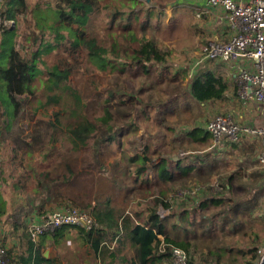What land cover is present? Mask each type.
<instances>
[{
  "label": "trees",
  "instance_id": "1",
  "mask_svg": "<svg viewBox=\"0 0 264 264\" xmlns=\"http://www.w3.org/2000/svg\"><path fill=\"white\" fill-rule=\"evenodd\" d=\"M6 5V10L0 11L2 21L13 18L16 20L17 14L25 12L27 1L7 0ZM57 7L62 20H68V24H71L78 18L84 29L58 26L56 27L57 31L53 34L55 35L54 39L57 40H53L55 43L51 44L55 48H60L62 43L59 40L64 38L67 43H70L66 49L70 47L85 48L88 57L95 59L100 69L109 70L111 73L116 71L112 80L117 79V73L120 74L124 71L128 73L124 74V80L128 79V82L114 87L109 86L106 90L108 97L104 90H101L98 115L87 117L81 115L78 109H74L73 112L77 120L67 129V133L71 132L67 137L71 144H68L67 147L75 153V157L65 159L62 168L55 172L48 168L41 173L43 178L38 177L39 184L34 187L36 195L29 197L31 199L29 204L43 207V204L50 200L53 194L60 192L61 186L66 187L68 194H65V197L69 202H72L71 205L92 213L98 219L100 227L86 230L81 226L63 225L51 232L52 238L55 240L70 229H77L78 235L92 248L94 259L99 264H163L166 259L171 257L170 249L173 246L194 253L190 239L194 237L192 232L197 229V222L200 225L202 222L193 220L192 214L200 212L202 220L205 215L202 209L209 207L211 202L219 203L222 191L203 198L199 202L200 204L198 203L200 208L197 207L198 204H187L180 210L172 209L170 214L162 216L160 207H170V195L175 188L185 187L192 180L202 177L203 172L213 171L204 163V160L207 164L210 162L209 155L211 153L189 155L196 142L205 143L213 137L202 126H193L185 130L179 137L171 134L173 140L174 138L179 139L181 142L179 145L183 143L182 147L186 151L189 150V152L184 151L186 152L184 155L177 157L178 155L173 153L175 145L169 142L166 144L168 131H175L174 124L168 122L166 115L168 110H171L169 107L172 103L184 96L192 97L193 101H189L187 104L192 103L191 107L195 105L194 107L199 110L204 103L224 99L230 86L224 77L218 74L220 67L218 72H213L208 67L204 68V65L203 68L199 66L200 70L193 69L194 75L190 76L187 87H183L176 80L175 74L166 76L169 75L167 72L176 63L172 49L154 33L148 37L146 34H142V28L138 26V23H132L130 15L124 19L123 8L116 7L113 12L114 7L109 8L107 4H101L100 0H57ZM102 8L106 10L107 17L103 18L104 22L99 20V23L103 22L101 25L105 28L97 30L95 22L101 16ZM132 13L139 20L138 14ZM117 17H119L118 20H116ZM111 20L116 23L119 21L120 24L112 29L111 25L106 26V22ZM8 27L10 29H6L12 33L11 41L5 44L4 39L0 46V83L5 82L6 90L15 104V112L17 111L18 114L26 100L36 96L39 88L35 87V83L42 73L45 75L41 78L47 76V72L38 69L36 57L30 60L23 51L16 48L14 45L16 29ZM62 28L69 29V32L60 31ZM33 34V41L40 48L48 42L43 33L33 31ZM39 41L41 42L38 43ZM3 49L8 51V56L5 57L8 59V65L1 62ZM69 72V68L61 71L54 67V70L48 73L52 76L49 82L55 88H65L64 83ZM66 90L68 91V89ZM25 93H27V97L23 96ZM93 94L95 95V93ZM61 98L60 94L55 93L50 95L48 100L58 102ZM75 98V104L79 106L78 102L80 101L76 96ZM128 103L135 106L134 110L141 108V111L136 113L134 121H129L128 113L123 111ZM113 106H117V108L113 109ZM187 108L188 106L183 107L186 110ZM152 109L155 111L158 122L150 126L152 122L149 117L152 116L150 114ZM174 111L175 108L169 112L173 113ZM4 114L5 112L0 108V116ZM56 116L57 122L60 121V112H57ZM142 116L143 119H141ZM144 119L143 125L147 129V136L144 135L139 140L138 131ZM186 119L188 118L181 120V117H177L175 122H185ZM159 123H162L165 129H162ZM54 131L51 133V137L57 133ZM185 134L189 135L190 139L182 142ZM142 145H144L143 154L139 153L142 150ZM102 148L108 151L122 148L125 152L124 155L129 152L131 156H126L127 162L123 163L122 158L115 154L114 161L106 164L105 160L103 161L99 156ZM198 152L202 151L198 150ZM132 162L136 163L134 169L130 168ZM210 164L212 168H215V160H213V164L212 162ZM110 166L120 168L125 174L127 172L136 186L133 188V192L138 189L136 199L129 205L126 198L132 185L125 180L121 182L119 173L115 169L111 170ZM106 171H109V177L104 175ZM234 174L225 179L226 183L223 181L224 187L227 184L232 186ZM83 190L88 196L95 198L100 206L104 205L103 208L88 209L89 205L82 200ZM120 192L124 194V199H120ZM43 195H46L44 203L38 204L37 202L42 199ZM221 212L223 210L218 211L216 217L221 215ZM209 216L212 223L215 214H209ZM13 224L17 225L15 219ZM201 230L202 232L207 231L208 223L202 225ZM204 234L206 235V233ZM159 235L164 236L166 251H160L162 240ZM29 240L28 256L20 254L15 257L7 250L9 261L12 264H19L20 261L29 264L32 259L35 264H54L51 260L55 259L44 257L30 234ZM257 252L258 247L253 248V258L257 257ZM210 260L209 255L205 259L203 257L201 264H210ZM196 261L197 259L194 257L189 259L190 263ZM252 261L249 264H252Z\"/></svg>",
  "mask_w": 264,
  "mask_h": 264
},
{
  "label": "rangeland",
  "instance_id": "2",
  "mask_svg": "<svg viewBox=\"0 0 264 264\" xmlns=\"http://www.w3.org/2000/svg\"><path fill=\"white\" fill-rule=\"evenodd\" d=\"M56 1L54 4V12L59 16L60 10L56 6ZM128 4L127 7L124 5L118 7H124L125 11H122V13H124V19L130 15L132 17V23L136 24L138 23V20L131 12V9L135 7L136 2L128 1ZM176 14L178 15V18L182 20V15H179V12ZM187 14L188 13L184 14L183 19L186 18ZM193 16L194 25L196 24V26H198L200 22L196 21L197 18H195V13ZM119 17H117L116 20H118ZM102 21L104 22L105 20ZM103 22L99 23L97 20L95 22V29L98 30L100 28L103 30L105 28L101 25ZM140 22L141 20H139V23ZM151 22L152 17L148 14L145 18V24L148 25ZM115 23L116 21H107L106 26L111 25V28L114 29L120 24L118 21L114 26ZM26 25L27 24L24 22H19V27L16 29L15 46L17 49L23 51L30 60H33V58L36 57L38 69L47 72V76L41 78L45 73H42L39 76L35 83V87L37 86L39 91L36 92L35 97H30L26 100L18 114L17 111L15 112V104L10 99L9 93L6 90L5 82L0 83V108L5 112L3 116H0V169H3L4 167V172L3 170L0 171V196L2 194L7 196L10 195V200L14 199V197L24 200V197H22L23 193H29L34 185L39 184L38 177H41V179L43 178L41 175L42 172L46 171L48 168L55 172L62 168L65 159H73L75 157V153L67 147L68 144H71L69 138L67 139L68 133L71 132L68 131L67 133V129L77 120V117L73 112L74 109H78V112L81 115L94 117L98 115L100 102L99 93H101V90L103 89L106 97H108L106 90L109 86L114 87L128 82V79L124 80V74H128L124 71L120 74L117 73V79L112 80L111 78H114L116 71L111 73L109 70L100 69L98 64H96L95 59L88 57L85 48L80 47L74 49L70 47L66 49L70 43H67L64 38L59 40V42L62 43L60 44V48H55L51 44L55 43L53 40H57L54 39L55 35L44 37L48 42L41 46V50L39 45L34 43L33 36H30L28 32H24V29L28 30ZM3 26L4 27L2 28L4 29L9 28L7 24H3ZM181 27L180 30L173 33L171 29L168 30L166 35L168 38L164 40V43L172 49L176 60L175 65L171 67L169 72H167L169 75L166 76L168 77L175 74L178 83L183 87H187L190 76L194 75L193 68L196 61L204 56V53L207 52L209 46H205L201 49L202 42L208 39H205L207 34L203 32L204 30L186 29L183 28V24H181ZM7 29L4 37L5 44L11 41L12 35ZM40 31L42 33L45 31H51L54 33L57 30L56 27H53L51 29H41ZM60 31L68 33L69 29L62 28ZM174 33L178 35V38L175 40H173ZM40 42L41 41L38 43ZM7 56L8 51L3 49L1 62H3L4 65H8V59L5 58ZM220 62L221 61L218 59L207 58L203 67H208L209 70L218 72V63ZM54 67L61 71H64L67 68L70 69V72L65 79V88H55L53 84L49 82V79L52 76L48 73L49 71L54 70ZM198 69L200 70L199 66H196V70ZM228 72H230V67L226 64L219 68L218 74L222 75L228 82L229 86H231V83H229ZM66 89H68V91ZM55 93L60 94L62 98L58 102L48 100L49 96ZM93 93H95V95ZM23 96L27 97V93ZM75 96L80 101L78 102L79 106L75 104ZM187 98L188 97L184 96L176 99L169 107L171 110L175 108V111L170 113L169 111L171 110H168L166 115L168 122L174 124L175 127L174 132L173 130L168 131L166 144L169 142L175 145L173 153L174 155H178L177 157H179V155H184L186 152H189V150L186 151L182 147L183 143L179 145V139L176 140V138H174L173 140L172 135H177V137H179V135L185 130L190 129L193 126L204 127L210 118V114H224V109L218 108L217 110L212 111L208 104V106H202L201 110L194 107L195 105H192L193 107H191L192 103L190 105L187 103L189 101L192 102L193 98ZM185 106H188L187 110L183 109ZM133 107L135 106L132 103H128L126 109L123 108V111L128 113L129 121H134L136 113L139 110L141 111L140 107L138 108L139 110H134ZM112 108L115 109L117 106H113ZM57 112H60L61 116L60 121L58 122L56 118ZM150 114H152V116H150ZM150 114L149 120L152 122L150 126L152 124L155 125V122H158L155 116V111L152 109ZM177 117H181V120H184L185 118L188 119H186L185 122L179 123L177 121L178 123H176L175 120ZM193 117H195V119H193ZM141 119H143V116ZM143 123H145V119L142 121V126L138 131L139 140L144 137V135L147 136V129ZM258 123H260L258 124V126H260L263 122L259 120ZM166 124L169 125L168 123ZM159 125L162 129H165L162 123H159ZM53 131H57V133L54 137H51ZM251 137L253 139L247 138L258 141L261 146V151H263L264 146L261 137ZM189 139V135L185 134L182 142ZM216 146L218 145H215L214 140L209 139L205 143L196 142V148L194 147L195 149H190L192 151L189 153L190 156L198 153V155L211 153V155H209V161L213 164V160H215V168H212L210 162L207 164L206 160H204L206 167H210L213 171L210 172L208 170L203 172L202 177L192 180L188 185L190 187H194L195 184L201 186L204 185L205 191L203 193H200V191H192L188 193V201H176L179 207H173L170 211L166 210V215L170 214L172 209L180 210L187 204H198L206 196H213L222 191V194L219 196V203L211 202L209 207L207 206L202 209L205 214L202 220L200 212H194L192 214L193 220L200 221V223L202 222L201 224L203 226L208 223L207 231L202 232V225L197 222V229L192 232L194 237H191L190 240L193 244L192 247L194 253L198 255L196 258L200 262L203 257L205 259L209 255V258H211L210 264H249V262L254 259L252 257L253 248H257L258 245L264 244V194H262L264 186H262L263 189L261 190L258 183L259 181L264 180V166H262L258 160H254L253 163H246L247 161L243 164L237 163L238 154L236 152L229 153L227 151L230 145L227 147L223 146L221 149H217ZM143 149L144 145H142V150L139 151V153L143 154ZM198 150H201L202 152H198ZM223 151L225 152L223 153ZM124 153L125 152L122 148L112 149L111 151L102 148V152L99 156L100 159L103 161L105 160L107 164L113 162L116 157L115 154H117V156L119 155V158H122L123 163H126V156H131V154L127 152V155H124ZM226 157H228V159H226ZM135 167L136 163L132 162L130 168L134 169ZM249 168L260 171L257 172V179H251V174L253 173ZM114 169L119 173L121 182L125 180L132 185L129 195L126 198L129 205V203H132V201L136 199V191L138 189L133 192V188L136 186L133 179L129 178L127 172L125 174L122 170L123 172L121 173V170L118 167L112 166V170ZM108 172L109 171H106L104 175L108 176ZM231 174L235 175L232 186L230 187L229 184H227V186L224 187L223 181L226 183L225 179ZM21 175H25L29 182L20 181L19 183H22V185L18 187L16 179ZM189 186L187 189H189ZM170 198L171 201H173L174 193L170 195ZM199 204L197 205L198 208H200ZM222 210L223 212H221V215L216 217V213ZM209 214H215V220L213 219L212 223L210 222ZM192 227L193 225L191 226V229ZM204 233H206V235Z\"/></svg>",
  "mask_w": 264,
  "mask_h": 264
},
{
  "label": "crops",
  "instance_id": "3",
  "mask_svg": "<svg viewBox=\"0 0 264 264\" xmlns=\"http://www.w3.org/2000/svg\"><path fill=\"white\" fill-rule=\"evenodd\" d=\"M27 8L24 13L17 14L16 20L13 18L11 20L5 19L4 21H9L7 26H10L13 29H17L19 27V22L26 23V27L28 30L24 29V32H28L30 36H33V31L42 33L41 29H51L53 27H65L70 26L75 29H84V26L80 23V21H72V23L68 24V20H62V17H59L54 12V4L56 0H26ZM128 1L136 2L135 7L131 9V12L137 13L139 16V20H141L138 26L142 28V34H146L147 37L151 34H155L156 37H159L162 41L168 38L167 33L168 30H172V33L180 30L181 24H183V28L188 29H202L207 34L205 39L202 42V47L210 46L212 41H222L229 40L233 35V30L229 25L226 11L221 6L211 7L207 4V0H100L101 4H107L109 8H113V12L116 10V7L124 5L127 7ZM240 2H249L251 0H237ZM7 0H0V11L6 10ZM127 2V3H126ZM57 6V1H56ZM189 9V10H187ZM125 11L124 7L122 9ZM129 10V9H127ZM204 11V12H201ZM179 12V15H182V20L178 18L176 14ZM188 13L186 18L183 19L184 14ZM194 13L197 22H200L198 26L194 25ZM197 13H201L199 16ZM106 10L102 8L101 16L98 18V21H102L103 18H106ZM141 14V16H140ZM148 14L152 17V22L148 25L145 24V18ZM193 14V15H192ZM106 15V16H105ZM1 19V17H0ZM64 21V22H63ZM170 21V23H169ZM185 22V23H184ZM188 24V25H186ZM3 25H0V46L3 43V39L5 37V29L2 28ZM201 30V31H202ZM19 33V32H18ZM66 33V32H64ZM44 36L48 37L53 35V32H44ZM174 35V37H173ZM172 35L173 40L178 38V35L174 33ZM199 38V37H198ZM199 40V39H197ZM206 42V44H205ZM16 43V42H15ZM14 43V45H15ZM206 59L200 65L202 67L205 65ZM219 67L227 66L230 67V72H228L229 83L231 86L229 87V91L224 99L221 100H213L208 103H204L202 106H208L212 111L217 110L218 108L224 109L225 115H232V117L240 123L249 125L255 124L258 125L259 120L263 122L264 116L262 114L261 107L257 103V101L253 100L250 102H244L238 92V82L236 81V73L238 71V64L224 62L221 61ZM196 69V68H195ZM224 73V72H223ZM231 77V78H230ZM233 83V84H232ZM233 85V86H232ZM208 104V105H207ZM218 114V113H217ZM223 114V113H222ZM215 114H210L209 117H212ZM205 127V126H204ZM253 139L250 135L244 134L241 136L240 140L235 142H222L218 146L217 149L223 148V146H229L227 151L230 153H237V163L243 164L245 163H253L254 160L257 161V156L262 152L261 146L258 141L250 140ZM260 138V137H259ZM213 139V138H212ZM262 140V139H261ZM237 144V145H235ZM224 150V149H223ZM226 150V149H225ZM225 151H223L224 153ZM214 154V152H213ZM228 154V153H227ZM226 155V154H225ZM228 159V157H226ZM109 164V163H108ZM112 170V167L110 166ZM120 169V168H119ZM252 170L251 168H249ZM4 172L3 169L0 171ZM121 170V169H120ZM123 171L121 170V173ZM257 169L252 170L251 179H257ZM1 174V173H0ZM122 175V174H121ZM106 176V175H105ZM109 177V172L108 176ZM17 186H21L22 183L20 181H27L25 175H21L17 179ZM261 190L264 186V180L258 182ZM31 188L29 193H23L22 197L24 200L15 198L10 200V195L2 194L0 196V244H3L8 249V252L15 255L23 254L28 256V247L30 245L29 240V231L28 224L32 218H38L40 214L44 212H49L56 209H66L71 205L72 202H69L65 197V194H68V189L66 187H62L59 193L53 194L50 200L45 201L46 195L42 196V199L37 202L38 204H43V207H36L30 205V196L36 195V189ZM82 200L89 205L90 210H96L97 207L103 208L104 205L97 202V200L83 190ZM264 194V191H262ZM121 198L124 199V194L120 192ZM27 197V198H26ZM18 199V200H17ZM39 200V199H38ZM35 202V200H34ZM35 205V204H34ZM164 207H160L161 209ZM162 214V213H161ZM10 215H13L10 217ZM166 216V215H162ZM8 219H10L8 221ZM16 220L17 225L13 224V220ZM77 229L72 228L67 233L62 236L55 238L53 240L52 233H46L45 235L40 237V240L36 243V246L39 247L42 255L46 258H51L55 260L54 264H99L98 261L94 259V253L92 248L85 243L81 236L78 235ZM160 239H163V235H159ZM258 248H264V244L258 245ZM253 257V255H252ZM252 259V258H251ZM166 259L163 264H167ZM253 260V259H252ZM251 260V261H252ZM19 263H24L20 261ZM10 264L12 262L10 261ZM27 264V263H26ZM35 264L32 259L31 263ZM49 264V263H46Z\"/></svg>",
  "mask_w": 264,
  "mask_h": 264
},
{
  "label": "built area",
  "instance_id": "4",
  "mask_svg": "<svg viewBox=\"0 0 264 264\" xmlns=\"http://www.w3.org/2000/svg\"><path fill=\"white\" fill-rule=\"evenodd\" d=\"M207 4L211 7H223L233 35L227 41H212L207 52L196 61L193 69L207 58L238 64L236 81L239 85V96L246 103L257 101L264 116V0H251L246 3L237 0H207ZM200 14L197 13L198 16ZM7 23L9 21L0 19L1 26ZM205 129L211 133L215 145L235 142L240 140L242 135L248 134L260 136L264 146V120L260 126L246 125L235 120L232 115L216 114L208 119ZM257 160L264 166V148L257 156ZM188 186L175 188L174 199L173 201L169 199V208L161 209L162 215H166V210L179 207L176 201H188V193L205 191L204 185L195 184L194 187L189 186L187 189ZM63 225L81 226L86 230L100 227L98 219L92 213L70 206L66 209L44 212L38 218H32L28 224V231L32 240L37 243L42 234L51 233ZM161 240L160 251L163 252L166 251V244L164 238ZM7 250L5 245L0 244V264H10ZM170 253L171 257L167 264H201L199 260L190 263L189 259L198 255L180 247L173 246ZM252 264H264V248H258L257 257L253 259Z\"/></svg>",
  "mask_w": 264,
  "mask_h": 264
}]
</instances>
